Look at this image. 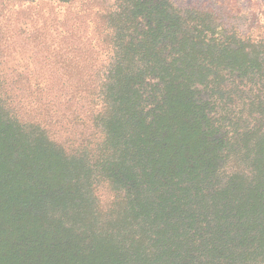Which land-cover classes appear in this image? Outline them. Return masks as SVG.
<instances>
[{
    "label": "trees",
    "instance_id": "16d2710c",
    "mask_svg": "<svg viewBox=\"0 0 264 264\" xmlns=\"http://www.w3.org/2000/svg\"><path fill=\"white\" fill-rule=\"evenodd\" d=\"M12 1L0 264H264L262 13Z\"/></svg>",
    "mask_w": 264,
    "mask_h": 264
},
{
    "label": "rangeland",
    "instance_id": "374dc122",
    "mask_svg": "<svg viewBox=\"0 0 264 264\" xmlns=\"http://www.w3.org/2000/svg\"><path fill=\"white\" fill-rule=\"evenodd\" d=\"M206 1L209 0H173V2L178 5V6H187L189 4L191 5H202L204 4ZM237 6H239L240 8H250V9H255L258 12L262 13V19L263 21L261 22L264 25V0H233ZM87 1H83V0H74L73 1V6L77 9H80V6H82V4L86 3ZM0 3H2L3 6V12H1L2 16H5L7 14V10L14 5V2L12 0H0ZM54 12L58 13V15H61V12L59 11V9L54 8L53 10ZM246 25H244L245 27ZM242 28V27H241Z\"/></svg>",
    "mask_w": 264,
    "mask_h": 264
}]
</instances>
